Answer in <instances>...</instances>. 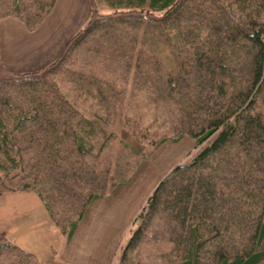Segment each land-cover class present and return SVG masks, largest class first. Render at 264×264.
<instances>
[{
    "label": "trees",
    "instance_id": "obj_1",
    "mask_svg": "<svg viewBox=\"0 0 264 264\" xmlns=\"http://www.w3.org/2000/svg\"><path fill=\"white\" fill-rule=\"evenodd\" d=\"M120 1L112 14L93 10L86 32L99 25L132 21L144 32L147 26L158 27L168 41L170 35L164 30L177 22L169 32L177 30L187 50L176 69H164L161 50L152 46L145 50L144 60L142 50L132 54L124 71L131 73L134 67V74L145 71L148 76L154 70L145 69L148 63L163 71L170 94L180 106L181 130L193 135L198 144L207 142L190 162L176 166L158 184L146 206L148 216L134 231L122 259L161 207L181 227L176 246L182 252V264H202L204 253L211 256L212 264H258L264 259L260 249L264 112L257 109L264 95V0ZM34 2L35 18L22 16V0H0V19L16 13L34 28L55 0ZM209 6L207 11L204 7ZM74 39L61 53L63 60ZM145 39L143 44L149 41ZM63 60L59 57L47 68L22 74L7 69L0 60V70L14 73L13 78L0 80V151L11 168L20 170L12 178H0V194L35 191L54 221L60 212L81 218L106 192L109 181V171L99 170L91 159L94 146L83 133L94 121L79 117L62 85L48 79L65 69ZM106 88L112 101L120 97L116 88L109 84ZM253 205L258 207L246 211ZM71 220L69 239L78 225L77 219ZM0 262L38 264V259L0 233Z\"/></svg>",
    "mask_w": 264,
    "mask_h": 264
},
{
    "label": "rangeland",
    "instance_id": "obj_2",
    "mask_svg": "<svg viewBox=\"0 0 264 264\" xmlns=\"http://www.w3.org/2000/svg\"><path fill=\"white\" fill-rule=\"evenodd\" d=\"M81 1L75 17L69 18L64 12L61 16L49 17L55 0L52 9L34 28H29L16 13L1 18L0 24L4 19L15 17L33 31L46 19L50 25L55 21L57 26L68 28L65 42L76 37L71 47L66 48V58L63 60L61 53L67 43L52 61L60 57L65 62V69L48 79L55 78L62 85V92L79 117L94 121L95 125H89L87 132L83 133L94 146L91 159L95 165L103 172L109 171L106 192L87 207L81 218H70L60 212L56 221L37 192H5L0 194V233L36 254L38 264H182V252L176 246L181 227L161 207L152 215L136 245L122 257L134 231L148 216L146 206L158 184L167 179L176 166L190 162L207 142L198 144L193 135L181 130L180 106L170 94L163 71L160 73L156 67L150 66L152 63L147 66L144 62L145 69L154 70L147 76L138 68L140 74H134V67L131 73L125 72V64L140 50L144 60L145 50L158 46L164 69H176L187 46L177 35V30L169 32L177 22L164 30L170 35L168 41L158 27L147 26L144 32L132 21L118 22L113 26L99 25L86 32L93 10L112 14L121 1ZM20 8H25L21 11L22 16L35 18L38 13L34 0H22ZM204 8L208 11L210 6ZM118 9L125 11L126 8ZM54 29L53 38L57 33V28ZM142 32L146 33L145 38L151 44L149 41L143 44ZM133 39H137L136 44ZM0 60L9 69L1 55V38ZM34 71L37 70L28 73ZM12 72L0 70V80L13 78ZM108 84L121 92L116 101L109 98ZM7 90L13 93L10 86ZM257 109L264 112L263 94ZM90 129L93 132H89ZM0 165L5 166V169L0 168V178H12L20 173L19 169L11 168L12 164L1 151ZM252 207L258 206L253 205L246 211ZM71 219L78 221L72 240L68 238ZM260 249L264 250V240ZM203 255L202 264H212L211 256ZM258 264H264V259Z\"/></svg>",
    "mask_w": 264,
    "mask_h": 264
},
{
    "label": "crops",
    "instance_id": "obj_3",
    "mask_svg": "<svg viewBox=\"0 0 264 264\" xmlns=\"http://www.w3.org/2000/svg\"><path fill=\"white\" fill-rule=\"evenodd\" d=\"M80 4H82L81 0H56L53 10L48 15L49 17L54 14L61 16L64 12L65 16L69 14V18L75 17L76 12L80 10ZM61 22H59L60 25H62ZM57 25L55 21L50 25V22H46L45 19L37 30L31 31L24 22L15 17L4 19L0 24V38L1 55L5 65L13 71L28 72L50 64L58 55L62 45L67 43L65 41L68 37L66 36L68 28H65V25L63 27ZM55 27L57 33L53 38ZM65 243L67 244V241ZM22 247L25 246L22 245Z\"/></svg>",
    "mask_w": 264,
    "mask_h": 264
}]
</instances>
